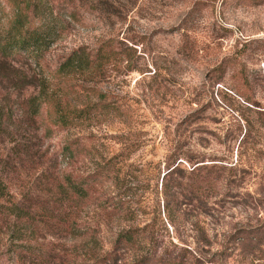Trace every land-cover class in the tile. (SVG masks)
Instances as JSON below:
<instances>
[{
  "label": "rangeland",
  "instance_id": "374dc122",
  "mask_svg": "<svg viewBox=\"0 0 264 264\" xmlns=\"http://www.w3.org/2000/svg\"><path fill=\"white\" fill-rule=\"evenodd\" d=\"M120 2L112 16L84 13L47 56L55 69L72 49L97 47L108 37L135 49L138 68L102 86L110 116L56 131L44 146L51 154L71 141L74 177L116 157L115 178L97 194L110 203L123 198L133 217L106 218L108 208L86 206L82 221L102 226L96 247L111 251L117 231L133 225L146 247L185 264H262L259 248L246 250L237 240L242 229L264 228V0ZM167 163L215 164L223 178L217 194L171 199L168 211L161 188ZM41 240L67 254L76 244L49 234ZM120 257V264H132L135 253Z\"/></svg>",
  "mask_w": 264,
  "mask_h": 264
},
{
  "label": "trees",
  "instance_id": "16d2710c",
  "mask_svg": "<svg viewBox=\"0 0 264 264\" xmlns=\"http://www.w3.org/2000/svg\"><path fill=\"white\" fill-rule=\"evenodd\" d=\"M117 3L0 0V264H120V252L126 250L135 253L132 264H185L179 256L146 247L150 242L133 225L117 231L111 251L100 252L102 226L82 221L86 206L95 202L108 208L106 218L133 217L123 198L110 203L111 197L97 194L105 181L115 178L116 157L92 174L74 177L69 139L51 154L44 148L56 131L103 122L110 116L103 84L138 68L131 56L135 49L118 48L114 37L97 47L72 49L55 69L47 61L84 13L112 16ZM245 102L256 104L249 97ZM122 144L124 150L131 147ZM167 164L161 188L168 211L171 199L203 201L217 194L223 181L215 164L192 163L189 169ZM46 234L76 244L71 253H62L56 242L41 240ZM237 242L264 254V228L242 229Z\"/></svg>",
  "mask_w": 264,
  "mask_h": 264
}]
</instances>
